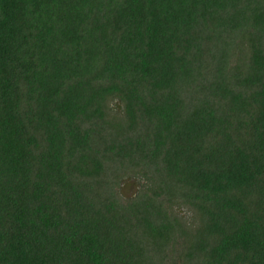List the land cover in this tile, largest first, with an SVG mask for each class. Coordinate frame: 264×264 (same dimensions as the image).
Masks as SVG:
<instances>
[{"label": "trees", "instance_id": "16d2710c", "mask_svg": "<svg viewBox=\"0 0 264 264\" xmlns=\"http://www.w3.org/2000/svg\"><path fill=\"white\" fill-rule=\"evenodd\" d=\"M0 264H264V0H0Z\"/></svg>", "mask_w": 264, "mask_h": 264}, {"label": "rangeland", "instance_id": "374dc122", "mask_svg": "<svg viewBox=\"0 0 264 264\" xmlns=\"http://www.w3.org/2000/svg\"><path fill=\"white\" fill-rule=\"evenodd\" d=\"M140 180H138L137 178H128L122 181L121 187H120V193L122 195V198L125 199H129L132 196L135 195V193L137 192V190L139 189L140 186ZM180 213L185 217H190L186 213L185 210H181ZM187 216V217H186Z\"/></svg>", "mask_w": 264, "mask_h": 264}]
</instances>
